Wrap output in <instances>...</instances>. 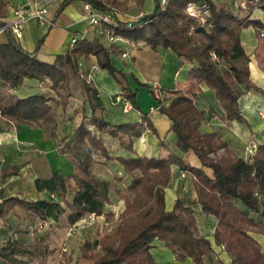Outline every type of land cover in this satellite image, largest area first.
I'll list each match as a JSON object with an SVG mask.
<instances>
[{"label": "trees", "instance_id": "16d2710c", "mask_svg": "<svg viewBox=\"0 0 264 264\" xmlns=\"http://www.w3.org/2000/svg\"><path fill=\"white\" fill-rule=\"evenodd\" d=\"M72 1L61 0L57 14ZM83 1L109 12L113 20L105 22L92 38L80 35L53 61L38 55L44 38L35 50H29L11 31L0 37V87L15 95L13 102L0 106V119L41 127L46 137L56 139L58 153L68 156L75 166L68 174L54 169L48 176L35 178L37 191L50 192L49 198H4L0 202L3 225L13 229L7 217L17 206L30 210L44 222H59L65 217L69 224H74L89 213L103 214L105 205L112 202L110 192L116 191L127 203L120 224L100 234L97 242L87 239L82 245L83 256L95 264H160L151 252L156 238L164 240L180 261L190 257L196 264H224L213 240L199 229L197 205L216 218L214 242L223 246L232 264H264V248L256 237L264 234V144H259L250 157L237 155L218 131L201 129L206 111L198 106L195 91L189 92L181 85L160 86V93L156 94L153 84L141 81L135 72L117 67L114 53H121L120 46L112 42L108 47L102 38L103 32L108 31L154 49H172L192 63L190 81L205 82L215 90L225 118L245 121L239 98L247 90L261 89L251 81V57L241 33L252 25L264 35V21L252 16L255 10L264 11V0H244L242 14L215 0H168L166 4L156 0L152 12L133 20L119 18L121 0ZM137 1L140 5L145 2ZM191 1L208 5L205 19L189 14L187 6ZM7 12V0H0V17ZM92 55L117 80L121 94L139 111L140 120L113 123L106 118L98 87L89 77L91 70L83 67L82 59ZM131 77L148 87L157 102L156 108L172 121L170 130L176 135L177 150L170 149L164 139L161 146L165 151L157 156L136 150L135 138L145 129L158 131L149 111L139 103V87H133ZM26 78L46 83L49 90L19 97L12 90ZM54 98L57 104H53ZM74 99L78 100L74 111L79 113L74 132L60 136L58 107L66 112ZM69 119L73 121V114ZM105 134L117 139L128 156L114 155L111 143L104 141ZM188 151L195 153L198 164L185 159L183 154ZM109 161L119 162L130 175L127 188L132 197L112 180L96 173L97 164ZM21 168L20 164H7L0 170V183L20 174ZM175 170L194 176L198 199L187 201L178 196L173 208L168 209L166 188L171 186ZM71 192L74 194L69 198ZM56 251L44 236L34 237L31 242L11 240L0 246V259L8 263L38 260L47 264V258Z\"/></svg>", "mask_w": 264, "mask_h": 264}, {"label": "crops", "instance_id": "0c3cea01", "mask_svg": "<svg viewBox=\"0 0 264 264\" xmlns=\"http://www.w3.org/2000/svg\"><path fill=\"white\" fill-rule=\"evenodd\" d=\"M60 2L61 0H7L8 12L6 16L10 17L14 15V10L19 6H26L29 9H33L35 7H46L48 9L46 18L48 20H51L53 24H48L47 22L44 23L38 16L30 13L27 15L25 21L23 35L18 38L22 42V44L29 50H35L38 47L41 39L44 38V41L39 49L38 55L42 59L48 61H53L57 53L64 52L69 47H71V39L74 35H83L87 36L88 38H92L98 32V28L90 25L88 19L86 18L87 12L83 6V0L72 1L71 3L67 4L59 14H57V9L59 7ZM144 12V10H141L138 14H123L122 12H118L117 14L119 18L123 20H133ZM260 12L263 14H253L252 16L260 17L264 21V11L260 10ZM108 34V31H104L102 38H106L107 40H109ZM119 37L120 38L117 41H121L126 44L125 49L120 46V57L125 58L124 61L126 64V68L134 70V72L140 78H142L143 80H147L149 84L158 83L162 87L163 85L172 86L177 84L176 82L172 83L170 77L164 74L163 69L165 64L164 66L162 65V60L164 59L165 63L167 59H170L173 62L172 66L176 67V75L181 73V69L184 65H187L189 70L192 67V63H190L187 59L183 57H179L170 48H163L159 46L157 49H154L149 45H145L143 42L134 43L130 42L124 37ZM241 37L242 43L251 57V81L254 85L264 91V35H260L251 25L242 29ZM110 42L112 43V41ZM130 50H133L132 52L134 53H130ZM123 51H127L128 55L125 57L122 56ZM141 51H150L154 53V60L150 61V64L148 63L147 66H145L143 72L139 71V68L137 67V61L139 58L137 56V53ZM42 55H46V57H43ZM128 59L131 60L128 61ZM82 60L83 67L90 68L91 70L90 77L94 80L96 86L98 87L100 99L103 105L105 106V115L107 114V112L111 113L112 115L117 114L116 112L118 110V105L121 101L116 100V95L120 94L122 90L119 83L106 69L101 68L98 65L97 59L94 55L89 58H84ZM165 82H169L170 84ZM181 86L189 92L195 91L197 95L196 102L198 106L202 109H205L206 111V118L202 120L201 129L204 132L218 131L222 138L228 142L229 146L234 151V153L240 156L250 157L256 151L257 146L259 144H264L263 91L253 88L245 91L240 96L239 103L241 112L246 119L245 121H240L238 119H227L223 116L224 108L216 97L215 90L209 87L205 82H192L186 76L181 82ZM241 87L244 88V86ZM133 109L135 108L132 107L131 109L126 110L123 107V111L125 113H129ZM149 113L151 118L155 122H157L158 125L159 122H162V125H164L163 130L161 132L162 136H170L175 134L174 131L170 130L172 121L166 114L160 113V111L156 108V104H151ZM132 118L136 120L140 119L139 111L136 115L134 114ZM13 124L18 125L19 127H17V129H14L12 127L0 125V170L6 167V165L9 163L20 164L22 165V168L20 170V174L7 177L6 179H4V181L0 183V198L4 199L10 195H19L28 199H37L39 197H51L52 194L48 191H37L35 185V178L41 175V173L34 172L31 170V161L28 160L26 162V160H21L20 155H4V153L1 151L2 148H4L5 146L7 147L9 145H17V147H19L18 144H20L22 141L25 142L24 139H28L27 141H29L25 144H30L31 142H35L36 140V137L29 136V132H35L34 126L36 125L16 123ZM20 127L22 128L20 129ZM37 129L43 131L44 136V130L39 126H37ZM24 130L26 131L24 132ZM26 132H28V134ZM32 138L34 139L31 140ZM37 141H39V145L43 146L44 148H47L50 153H53V155L59 154L57 151L56 143L51 141L48 142L47 140V143L40 144V142L43 143L45 142V140L43 141L37 139ZM159 141L160 138H158L155 134H152L150 129H145L141 136L135 138L134 144L136 150L139 153L149 156H157L161 153L162 150V146L160 145ZM166 152H168V150H166ZM178 152L183 153L181 150H178ZM183 155L187 161L193 164H198V158L194 152L188 151ZM5 158H7L8 160L10 159V161L2 163V159ZM71 167L72 168L69 172L63 171L61 169L59 170L63 171L65 174H68L75 170V166L73 165V163ZM45 172H48V169ZM129 179H131V177ZM71 193L73 196L74 193ZM178 196L187 201L198 199V195L195 189L194 176L187 171L175 170L172 184L170 187L166 188V205L168 209L173 208L175 204V199ZM107 206L108 208H106ZM116 206H119L122 209H124L125 207L123 203L119 205L107 203L104 207V213L97 216L98 219L101 218L100 220L105 221L103 220L105 219V213L107 211H110L111 209L113 210V207ZM20 209L25 212V216L29 215L31 217H36V215L30 210L21 206H17L16 210L11 211L7 217V220L11 223L12 226L14 218H17V212ZM196 215L198 218V225L201 233L207 235L213 240V246L218 252L219 256L223 259L224 264H232L231 258L227 251L223 249V246L217 245L214 242L216 218L213 215H207L206 213H204L201 210L200 205L196 206ZM53 221L57 224L60 222L55 220ZM50 225H53V228L50 230L52 235H49L50 231L43 235L45 237V241H53V238L55 237L53 233H55V230L57 229L61 235L60 242L62 244L61 247L63 248V255H66L68 252H73L74 255L84 257L82 254L83 243L87 239L94 240V238L92 239L87 236V234L83 230L64 232L61 230V228H58L57 226L55 227L53 222H51ZM21 232L25 234L27 233L22 230ZM256 237L260 240L264 248V234H256ZM31 240H23L21 242H31ZM94 241L97 242L96 240ZM2 245L4 244H1L0 246ZM56 252L51 256H55L57 254ZM62 252L60 254H62ZM151 252L160 264H196L190 257L186 258L183 261L178 260L173 250L166 245L164 240L159 238H156L153 241ZM49 257L47 258V264H51ZM35 261L30 262L34 263ZM30 262L8 263L0 259V264H28ZM53 263L54 262L52 261V264Z\"/></svg>", "mask_w": 264, "mask_h": 264}, {"label": "rangeland", "instance_id": "374dc122", "mask_svg": "<svg viewBox=\"0 0 264 264\" xmlns=\"http://www.w3.org/2000/svg\"><path fill=\"white\" fill-rule=\"evenodd\" d=\"M121 1H122V5H121L122 9L119 12H122L123 14L124 13L138 14L141 10H144L145 11L144 13H149V12H152L156 6V0H146V2H144L145 4L143 5H140L137 0H121ZM215 1L219 3L220 5H224V6H227L233 9L237 13L242 14L245 12L244 10L245 5H241L240 3L241 0H215ZM253 14H263V13H261L260 10H255ZM103 42L108 47H110L112 44L106 38L103 39ZM115 43L121 46L123 49L126 48V44L121 41H116ZM130 51H131L130 53H134L132 52L133 50H130ZM153 54L154 53L150 51H141L137 53V56L139 57L137 61V67L139 68V71L143 72L145 69V66H147L148 63L150 64V61L154 60ZM42 56L46 57V55H42ZM114 60H115V63L117 64V67L124 69L127 72L129 71L134 72V70L126 68V64L124 61L125 58L120 57V54L114 53ZM130 60L128 59V61ZM172 63L173 62L170 59H167L166 63H165V59L162 60V65L164 66L165 64L164 69H163L164 74L170 77L172 83L176 82L177 84L172 85V86L163 85V87L165 88L174 87L176 85H181V82L184 80V78L186 76L188 77L189 75L190 70L187 65H184L181 69V73L176 75L175 74L176 67L172 66ZM131 78H132L131 84L133 85V87H136V86L139 87V91L137 94V99L139 103L141 104L143 109L149 111L151 104L157 103L153 94L149 91L147 86H143L139 84L133 77ZM139 79L143 82H147V80H143L140 77ZM165 83H169V82H165ZM42 89L44 91L49 90L46 83H41V81L36 78H26L25 82L19 87H17L14 91L12 90V92H15L19 97H23L31 93L42 91ZM14 98H15V95L12 94L10 90L0 87V106L5 103L13 102ZM52 102L53 104H57L58 101L57 99L54 98ZM77 102L78 100L74 99L72 105L67 109L66 112L62 109L61 106L58 107V114L60 118V129H59L60 136H63L65 133L71 134L74 132V127L76 126L78 118H79V113L74 111V108ZM137 112H138L137 109H133L131 110V112L125 113L123 111V101H121L119 102V105H118V110L116 112L117 114L112 115L111 113L107 112L106 118L113 123L136 121V119H133L132 117L134 114L136 115ZM72 114H73V121L69 119V117ZM140 119H141V116H140ZM140 119H137V120H140ZM153 122L157 128L158 133H154L153 130H151V133L155 134L158 138H160V141H159L160 145H161V139H164L170 149L177 150L175 134L170 135V136H162L161 132L163 130L164 125H162V122H159V125L154 120ZM0 125L12 127L14 129H17V127H19L18 125H15L7 120H0ZM21 128L22 127H20V129ZM34 128H35V132L33 131L29 132V136L36 137V140H35L36 143L31 142L30 144H25V143H28L29 141H27L28 139H24L25 142L22 141L20 144H18L19 147H17V145H12V146L9 145L7 147L5 146L4 148L1 149L4 155H20L21 160H26V162L29 160L32 162L31 164L32 171L41 173V175L43 176L50 175L51 172L56 168L69 172L72 168L71 167L72 162L70 161L68 156L61 155V154L53 155V153H50L47 148H44L43 146L39 145V141H37V139L43 140V141L45 140V142L43 143L40 142V144L47 143V140L48 142L51 141V142L56 143V139L46 137L45 133L43 136V131H40V129L38 130L37 126H34ZM25 131L26 130H24V132ZM26 133L28 134V132ZM33 139L34 138H32L31 140ZM104 141L106 143H111L114 155L128 156L129 154L128 151L120 146V143L117 139L111 137L108 134H105ZM164 151L165 150L162 148L161 153H164ZM7 161H10V159L9 160L7 158L2 159V163H6ZM47 169H48V172H45L47 171ZM95 171L99 176L112 180L114 185L124 190V192L128 194V196L130 197L133 196L132 192H130L127 188L130 177L119 162L109 161L108 164H97L95 167ZM71 197H72V193H69V198ZM110 197L112 200L111 202L112 204L119 205L123 203L126 207V204H127L126 199L120 198L116 191L110 192ZM106 208H108V206ZM113 208H114L113 210L111 209L110 211H107L105 213V217H104L105 219H103L105 221H102L100 220L101 218L98 219V217H96V219H94V221L91 223V220L88 219V222L90 224H88L85 228L78 229L75 231L83 230L87 234V236H89L92 239L94 238V240L97 241L100 234L116 229L121 222V213L123 212L124 209H122L119 206H116ZM109 212H112V215H110ZM24 214L25 212L22 209H20L17 212V218H14V221L12 223L13 224L12 230L2 225V227L0 228V245L5 244L11 240L29 241L33 239L34 237H41L53 228V225H50L51 222H53L55 227L57 226L58 228H61V230L64 232L66 231L71 232V229H70L71 224H69V222L67 221L65 217H63V219L57 224L52 219L44 222L38 217H33V216L31 217L29 215L25 216ZM85 217H88V214L85 215ZM32 227L34 228L33 234L30 232ZM22 229L26 230L27 233L25 234L21 232ZM49 235H52L51 231ZM53 235L55 237L53 238V241H49V244L52 247L57 248V252H56L57 254L55 256L49 257L51 264H52V261L54 262L53 264H57V263H60V264H95L93 261L88 260L82 256L74 255L73 252H68L66 255H63L64 254L62 252L63 248L61 247L62 244L60 242L61 235L57 229L55 230V233H53ZM61 252L62 254H60ZM191 261H187V262H191ZM28 264H40V263L38 260H36L34 263L30 262Z\"/></svg>", "mask_w": 264, "mask_h": 264}, {"label": "built area", "instance_id": "2783aa9c", "mask_svg": "<svg viewBox=\"0 0 264 264\" xmlns=\"http://www.w3.org/2000/svg\"><path fill=\"white\" fill-rule=\"evenodd\" d=\"M162 4H166L168 0H160ZM241 5H245V1L241 0ZM84 9L86 10V18L89 21V24L102 29V26L105 22H110L113 20L112 15L109 12L103 11L101 9H98L93 6V4L89 1H84L83 3ZM187 11L189 12L190 15L192 16H200L203 19L207 17L209 14V8L208 5L205 2H195L191 1L189 2L187 6ZM48 12V9L46 7H35L33 9H29L26 6H19L14 10V15L12 17L10 16H1L0 17V37L7 31H11L17 38H20L23 35V30L25 26V21L27 18L28 14H34L38 16L42 22H47L48 24H53L51 20H48L46 18V14ZM78 35H74L71 39V46L77 41ZM108 38L112 42H116L120 37L116 36L114 34L109 33ZM128 52L123 51L122 56H127ZM214 58L216 57L215 54ZM82 65V62H80ZM154 90L156 94L160 93V85L158 83L153 84ZM116 100L117 101H123V107L126 110H129L133 107L132 102L126 98L123 94H117L116 95ZM3 199L0 198V202ZM98 215L95 214L94 212L89 213L88 217H82L79 219L77 222L74 224H71L70 229L71 231H75L78 229L85 228L88 224V219L91 220V223L96 219ZM5 218L4 215L0 212V228L4 224ZM30 232L33 234L34 233V228L30 230ZM65 250V248H64Z\"/></svg>", "mask_w": 264, "mask_h": 264}]
</instances>
